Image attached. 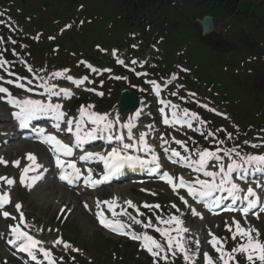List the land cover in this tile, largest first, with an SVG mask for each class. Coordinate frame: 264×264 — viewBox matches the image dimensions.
Masks as SVG:
<instances>
[{"label":"snow or ice","instance_id":"snow-or-ice-1","mask_svg":"<svg viewBox=\"0 0 264 264\" xmlns=\"http://www.w3.org/2000/svg\"><path fill=\"white\" fill-rule=\"evenodd\" d=\"M3 23V21H0ZM3 42V38H0V43ZM15 43V41H12ZM114 54V53H113ZM117 63L123 64V60H117ZM132 64H136L137 61L133 60ZM8 61L0 56V68H3L5 71H8L6 65ZM92 71H96L90 64L87 65ZM28 71L31 72V67L28 68ZM69 70L65 69L63 72H55L53 76H61L64 72ZM110 71V69L106 70ZM9 75H14L9 73ZM146 75V74H145ZM69 80H72L73 83L77 86L83 84L88 80L87 76L80 78L79 80L74 79L73 77H67ZM115 79H127V77L116 76ZM4 77L0 76V81H3ZM91 83V81H89ZM6 83L13 84L18 88H24L23 84L16 83L12 80H7ZM155 87V82H150ZM90 91H95V89H88ZM157 92L159 89H156ZM31 91V89H29ZM51 96H60L61 93L65 98L70 99L72 93L68 89H60L56 91L52 88L48 89ZM0 100H6V102L12 105L18 111H14L12 116L15 120L18 121V126L20 128H26L29 126L30 122L34 119L39 118L40 116L47 115L54 119L55 123L53 128L54 133H46L45 129L39 130V135L41 137V143L48 146L49 151L52 152L55 157L56 167L60 169L59 179L61 181H67V183L72 184L77 180H80L84 174L81 172V169L76 166V163L71 161H64L61 159V155L64 157H71L73 155V145L63 142L57 134L61 131H67L73 133L75 137V146L79 147L85 140H91L99 138L98 134L109 133L107 139L109 141L115 140L118 142L117 146L112 147L109 151L104 153L101 152H86L84 155H81L79 159L85 162H102L103 171L99 179L93 178L92 170L89 168L87 170V175L84 176L83 183L86 186L96 187L97 185L110 181L113 177L120 174L125 168L136 170L137 168H147L150 173L157 174L159 179L165 181L172 189L173 193L177 194L180 201L191 210L193 216H198L203 219V215L191 205H189L188 200L183 195H179L178 189H185L187 195L192 197L197 203H202L205 208L209 211L212 210L213 206H219L221 202L225 199L231 198L232 204H235L237 200H243L246 203V206L240 209L242 216L247 221L248 214L250 210L257 207V205L264 204V200L257 194L255 188L251 185L247 186L246 193L241 197L238 193L244 191L240 186L233 181V174L238 171L246 172L249 168L254 170H264V154L258 155H247L241 156L235 148L231 150H222L217 148L215 151L209 150L208 148L196 149L194 152L195 159L192 156H182L179 151L175 148H164L165 154L171 153L168 156V159L172 163H181L183 167L190 168L194 173L202 174L206 179H201L200 175H196L192 180H186L183 176L178 178L173 177L168 171L161 172V164L159 163V158L152 149V146L147 142L146 132H139L138 136H135L133 133V128L136 127L132 119H129L127 123H121L118 117L109 118L110 113H98L93 111L94 105H81L78 109V116L69 117L67 112L63 110V105L59 103H51V101L43 102L41 100H34L31 98L26 99H17L12 95L9 88L0 85ZM100 96H103L104 93H97ZM176 95V93H172ZM191 95H195L194 93ZM119 103V101H118ZM163 103V102H162ZM205 107H207L205 105ZM174 111L172 112V120H169L167 117L164 119V124H174V123H187V126L192 127L191 119L196 118V113H189L188 109H183L182 117L177 115L175 109L178 108V105H172ZM212 111H215L212 109ZM160 112L164 113V108L160 109ZM139 112L136 113L138 117ZM183 117H189L190 119L185 120ZM66 125V128L62 129L61 125ZM91 125L87 131L84 129ZM119 125V129L116 126ZM151 129V125L147 126ZM120 129H127V140L125 142V135ZM83 133V134H82ZM115 133V134H114ZM204 135V133H201ZM212 133H208V136H211ZM207 139V136L205 137ZM163 144H167L168 141L164 140L161 137ZM175 143L184 147L185 152L188 151L185 146V142L180 140H175ZM218 143H223V141H218ZM247 143V141L245 142ZM161 144V147H163ZM253 147H258V145H252ZM140 151L141 149L146 152H151V158L148 160L142 159L137 155L130 154L129 150ZM223 151L224 156L219 155ZM232 153H235L239 157V161L233 159ZM224 157H228L230 163H223ZM25 159L29 161V164L26 165L20 175V183L27 189L31 190L37 181L43 179V174L39 171L43 168V165L37 163V157L33 153H27ZM210 162H212L210 164ZM3 158H0V164H7ZM14 166L20 167V161H13ZM214 168L216 170H209V168ZM68 169L72 171L67 172ZM44 171H47L45 168ZM35 172L36 175H29V173ZM67 173V174H66ZM219 177V179H217ZM239 179H245L244 175H240ZM0 180L5 181L8 185L15 183L14 180L0 176ZM176 181V182H174ZM257 188H260L264 192V183H257ZM141 191H147L141 189ZM227 193V196L216 195V193ZM155 195V193H152ZM11 204V196L7 192L0 193V218L5 221H13L14 223L6 224V231L0 230V239L6 238L7 244L11 245L13 248L18 249L20 252L27 253L33 261H37V264H43L46 261V264H59L57 259L54 256V253L51 248L46 249L44 241L34 237L29 229V224L26 221L24 213L21 211L22 204L16 203L14 205L15 215L8 210L7 206ZM105 205L109 212L112 213V216L115 219H109L104 215V211L101 208V205ZM125 204L135 210L136 216H133L127 211L126 208L117 203V199L113 198L111 200L96 201V219L99 221L100 225L109 231L116 233L118 235H125L129 239L140 242V248L147 251L153 258V264H159V260H164L165 264H168L169 253L171 257H175L177 253L182 255V258L185 264H194L193 257L195 253L190 254V249L186 247L187 240L184 236L185 233H188L190 229L184 227V221L176 215H170L167 220L163 219L161 216H156L157 224H153L152 220L149 218L147 222L141 221L137 216H143L145 213L140 211V207L148 209L150 212L155 214V210L160 208L159 204L150 205L148 203H143L140 207L134 204L131 200L125 201ZM84 207L87 209L88 205L85 203ZM119 207L120 212L117 213L115 209ZM171 207L176 209L177 212L180 209L175 203L171 204ZM225 210L231 211L234 210L231 207L226 206ZM64 209H61L63 212ZM260 213H264V206L259 208L258 212H254L253 215L259 219ZM127 216L128 220L131 223L120 220L117 217ZM132 224L140 225L144 229H153L156 233L163 238V243L161 240L154 238L152 235H149L146 231L137 233L132 230ZM165 225L166 227H160L159 225ZM225 227L227 231L231 233V239L236 240L239 236L240 241L233 247L231 250H227L224 247V243L218 238L214 233L209 230L208 235L211 237L208 240V243L211 247L218 253L216 260L212 256L204 252L203 260L204 264H238L236 256L242 254L245 258L246 264H264V242L260 240V230L255 227H244L241 225L240 221L235 219L232 220L231 224L225 222ZM127 229V230H126ZM234 229V230H233ZM38 231H43V229H38ZM52 231V229H49ZM175 232V235L172 233ZM52 246L63 245L65 250L71 249L72 251H79V249L73 248L72 245L68 242L62 240V238L57 237L54 241L51 242ZM197 246V250L200 247V241L197 239L194 241ZM219 245V246H218ZM43 257V260H38L37 254ZM163 254V255H162ZM74 259V257H73ZM60 260H63V257H60Z\"/></svg>","mask_w":264,"mask_h":264},{"label":"rangeland","instance_id":"rangeland-1","mask_svg":"<svg viewBox=\"0 0 264 264\" xmlns=\"http://www.w3.org/2000/svg\"><path fill=\"white\" fill-rule=\"evenodd\" d=\"M100 0H93V4H95L96 6H99ZM41 2H39V7ZM41 8V7H40ZM47 11V10H45ZM105 17H107V12H105ZM84 19H85V24H84V28L86 29V31L88 30L89 26H90V18H89V12L85 11L84 12ZM42 24L39 28L42 29L43 32H45L46 35L52 34L57 36V39L55 41L56 45H57V49L60 56V60L64 57H67V54L70 50L71 47V43H69V41L66 40L67 36H68V32L64 33V31H62V23L61 20L58 18H52V17H47L45 19L42 20ZM108 24H101L100 22L95 25L94 27L91 28V32L89 33L88 37H94V36H98L100 38L101 41H103V38H105L108 35L111 34H115V32L113 30H108ZM33 31H38V28H32ZM31 30V31H32ZM45 34L41 36V44L44 45V43H46V39H45ZM211 57L214 58V54H211ZM198 58H199V67H200V73L199 74V78L197 75H188L187 79L192 80L193 82H195V86L196 88L199 90V92H203L204 94H206L207 96H210L211 93L214 90V87H211V85L208 84V81L204 79L205 75L209 74V70L208 67L211 65V62L208 61V55L204 52H199L198 54ZM223 74V73H222ZM0 118L6 120V116L2 115L0 116ZM16 145H21L19 144V142L15 143ZM32 147V145H27L25 149ZM24 148V147H22ZM14 146H10L8 149V153L11 154V156L14 155ZM52 186V185H50ZM48 188V187H47ZM16 190H18V192L16 193V196L21 199L25 206L26 209L30 215V217L32 218L33 222L35 224H38L39 226V221L45 222L46 224H51L52 222H54L52 219L53 215H56V212L58 211V207L57 204L58 202H52L51 200H46V198H43L45 195L47 196V193H50V191L53 190H59L58 186H56L55 184L50 187L49 189H47L48 191L45 192V187H42L40 189H38L37 193L36 191H33L31 194L25 193L24 191H19L22 190L20 187H18ZM112 192V193H116L115 189L112 188L110 190H108V192ZM116 191L117 194L121 195V196H127L131 191L132 192V188L129 186L121 185V186H117L116 187ZM63 192V191H62ZM64 193V192H63ZM43 196V197H42ZM63 196L68 197L66 194H64ZM48 197V196H47ZM61 201H63V199H61ZM60 201V202H61ZM49 220V221H48ZM41 223V222H40ZM257 226L259 225V223H255ZM264 228V227H263ZM39 229V227H38ZM55 235L52 234V237H54ZM1 254V253H0ZM0 257H2L0 255ZM9 261V260H8ZM11 264H15L14 261H11ZM17 262V260H16ZM18 263V262H17Z\"/></svg>","mask_w":264,"mask_h":264},{"label":"bare ground","instance_id":"bare-ground-1","mask_svg":"<svg viewBox=\"0 0 264 264\" xmlns=\"http://www.w3.org/2000/svg\"><path fill=\"white\" fill-rule=\"evenodd\" d=\"M4 227H5L4 220L0 218V230H3ZM0 250H1L3 253H6V250H5L4 247H0Z\"/></svg>","mask_w":264,"mask_h":264}]
</instances>
